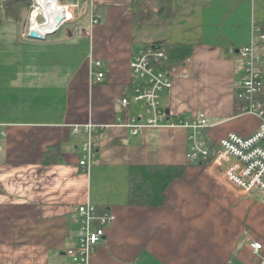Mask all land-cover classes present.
<instances>
[{
	"label": "crops",
	"instance_id": "0c3cea01",
	"mask_svg": "<svg viewBox=\"0 0 264 264\" xmlns=\"http://www.w3.org/2000/svg\"><path fill=\"white\" fill-rule=\"evenodd\" d=\"M61 2L78 5L75 21L44 40H22L20 27L2 30L11 22L0 16V34L7 32L0 40V264H72L65 251L76 245V210L86 203L113 217L88 264H264V196L237 194L190 163L186 129L132 136L115 125L146 116L141 104L121 106L137 51L184 45L191 55L166 71L172 85L161 93L168 120L204 114L200 139L214 147L231 133L250 136L262 121L235 110L238 50L250 43L252 25L264 24V0H172L167 21L144 25L133 19L132 0ZM256 52L264 107V42ZM98 71L100 83L92 78ZM87 123L106 127L95 130L99 147L84 171L78 161L87 134L71 130ZM49 147L57 161L44 164ZM151 165L184 171L162 205H130V167ZM254 242L261 244L256 254Z\"/></svg>",
	"mask_w": 264,
	"mask_h": 264
},
{
	"label": "built area",
	"instance_id": "2783aa9c",
	"mask_svg": "<svg viewBox=\"0 0 264 264\" xmlns=\"http://www.w3.org/2000/svg\"><path fill=\"white\" fill-rule=\"evenodd\" d=\"M63 20L60 27L66 23L75 21V12L78 5H64L57 0ZM28 15V27H25L21 37L28 38L34 33L31 28L34 19L38 25L45 21L37 0H30ZM71 14L68 16L67 12ZM0 16L2 8L0 4ZM40 19V21H38ZM89 23L97 24L93 17L92 9L89 10ZM59 27V28H60ZM56 28V23L53 29ZM44 36V35H43ZM264 42V31L259 25L251 27L250 43L238 50L239 57L243 61V74L237 85L239 94L245 102L242 113L253 114L261 119L259 127L248 137H242L231 133L221 140L217 146H211L200 139V134L207 127L206 116L199 114L190 122L169 121L167 115L161 109V93L171 88V78L166 71L158 67L160 62L168 60V54L161 46L148 45L133 56L130 62V70L134 82L129 95L121 100V106L127 108L130 102L144 106L145 117L130 116L125 123L117 118L115 125L128 129L130 135L136 136L143 129L148 128H183L189 131L187 136L186 159L190 163L204 166L207 174L215 180L227 186L237 194H251L257 192L264 196V107L257 97L262 94L263 80L258 66L261 57L256 52V45ZM93 65L100 70L101 62L95 61ZM95 82H102L104 74L101 71L92 73ZM97 126L92 123L72 126L71 132L77 134L83 129L87 134V140L81 146L82 157L78 165L84 171H88L91 162L95 159L99 143L94 138ZM0 136L5 133L0 131ZM218 170V174L214 171ZM214 173V175H213ZM113 220L108 213H98L96 207L86 203L78 206L74 223L76 224V245L65 251V256L72 264H88L90 255L104 236V228ZM260 243H251L250 250L258 253Z\"/></svg>",
	"mask_w": 264,
	"mask_h": 264
},
{
	"label": "trees",
	"instance_id": "16d2710c",
	"mask_svg": "<svg viewBox=\"0 0 264 264\" xmlns=\"http://www.w3.org/2000/svg\"><path fill=\"white\" fill-rule=\"evenodd\" d=\"M2 8V18L14 24H19L23 20L25 12L28 10L29 0H0ZM132 16L138 24H150L164 22L170 18L172 0H132ZM264 31V24H258ZM168 54L166 62H160L158 67L167 71L175 63L186 60L191 55V47L184 45H158ZM261 95L257 97L260 99ZM235 110L240 113L245 106L239 91L235 93ZM56 149L47 148L43 155L42 162L50 164L57 161L55 158ZM52 158V159H51ZM184 166L171 165H151L132 166L129 169L128 181V202L133 206L156 207L163 204L165 190L174 179L180 178L183 174ZM98 213L104 210L96 208Z\"/></svg>",
	"mask_w": 264,
	"mask_h": 264
},
{
	"label": "bare ground",
	"instance_id": "6f19581e",
	"mask_svg": "<svg viewBox=\"0 0 264 264\" xmlns=\"http://www.w3.org/2000/svg\"><path fill=\"white\" fill-rule=\"evenodd\" d=\"M37 4L45 17V21L42 25H38L33 19L31 28L36 35L43 36L53 29L55 24L54 18L60 15V6L57 0H37ZM67 15L69 16V12H67Z\"/></svg>",
	"mask_w": 264,
	"mask_h": 264
},
{
	"label": "rangeland",
	"instance_id": "374dc122",
	"mask_svg": "<svg viewBox=\"0 0 264 264\" xmlns=\"http://www.w3.org/2000/svg\"><path fill=\"white\" fill-rule=\"evenodd\" d=\"M30 1V0H29ZM29 9H30V6H29V8H28V10L25 12V15L23 16V20H22V22H20L19 24H13V23H8V24H5V23H3V25L2 26H5L2 30H5V29H8V30H12L11 28H14V30L16 29V31L19 29V27L22 29V31L24 30V28L25 27H28V15H29ZM84 18V16L81 18V19H83ZM38 21H40V19H38ZM66 26V25H65ZM64 26V27H65ZM63 27V28H64ZM62 28V29H63ZM61 29V30H62ZM4 34H7V32L6 31H3V32H1V34H0V40H3L2 39V36H5ZM10 34H11V31H10ZM18 34H19V32H18ZM46 34V33H45ZM7 38V37H6ZM5 38V39H6ZM20 38L22 39V40H26L27 38H23V37H21L20 36ZM48 38H50V36H48ZM168 149H169V146L167 145L166 146Z\"/></svg>",
	"mask_w": 264,
	"mask_h": 264
},
{
	"label": "water",
	"instance_id": "95a60500",
	"mask_svg": "<svg viewBox=\"0 0 264 264\" xmlns=\"http://www.w3.org/2000/svg\"><path fill=\"white\" fill-rule=\"evenodd\" d=\"M62 20H63V15L62 14L56 16L54 18V21L56 23V28H54L51 31L47 32L46 34H44V36H38V35H36L35 33L32 32V33L29 34L28 38L32 39V40H44L46 37L51 36V35H53V34H55L57 32V30L60 27V24H61Z\"/></svg>",
	"mask_w": 264,
	"mask_h": 264
}]
</instances>
